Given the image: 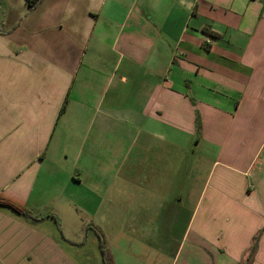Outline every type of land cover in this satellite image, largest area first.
I'll use <instances>...</instances> for the list:
<instances>
[{"label":"crops","instance_id":"1","mask_svg":"<svg viewBox=\"0 0 264 264\" xmlns=\"http://www.w3.org/2000/svg\"><path fill=\"white\" fill-rule=\"evenodd\" d=\"M101 158L114 264H264V0H0V264H103L47 200Z\"/></svg>","mask_w":264,"mask_h":264},{"label":"rangeland","instance_id":"2","mask_svg":"<svg viewBox=\"0 0 264 264\" xmlns=\"http://www.w3.org/2000/svg\"><path fill=\"white\" fill-rule=\"evenodd\" d=\"M122 151V149H121ZM121 156V162L124 164L125 162L129 163V156L124 155V152L120 154ZM188 160V159H187ZM186 160V161H187ZM186 161H184V165H186ZM99 162V161H98ZM60 167L63 170H68V166H66L61 159H59ZM100 166L102 167V174H92V175H86L85 180L82 183L68 185L66 179L64 178V175L59 173L57 175V179L54 180V183H57V185L54 186V189L52 188V192L49 193V196L47 198L48 201H54L55 204L53 213L58 217V221L60 223V228L64 232L65 235H72L75 240H84L85 241V248L88 250L97 248V239L98 237L95 234L94 227H97L95 225L100 226L102 232L110 233L112 231H115V228L117 225V228L119 229H127L130 230L133 228L132 224L133 222L128 219H122V221L118 222L117 212L115 210L116 207L108 206L106 204L102 205H94L93 197L89 196L88 191L86 188L95 187L97 180L101 181L102 183L104 181H108L110 183H119L122 181V174L121 172L126 169V167H121V163L118 160V158L109 163H106L105 160L101 162ZM83 160H81L80 165H83ZM117 172L118 173H111V172ZM126 178V176H125ZM56 181V182H55ZM42 182L43 179H42ZM45 183V182H44ZM42 183V184H44ZM40 184V185H42ZM38 185V188L40 187ZM93 191V190H92ZM97 192V191H96ZM71 195L74 196V198L70 197ZM89 197L90 203H86L84 205L82 203L81 198L79 197ZM74 199V201H73ZM91 199V200H90ZM73 204L75 206L73 207ZM45 207V205H42L41 210H45L46 208L50 207L49 204ZM51 210V209H50ZM166 223V222H165ZM95 224V225H94ZM177 224V223H176ZM153 227V229H159L162 228V225L160 222H154L153 225L150 224V222L144 223L143 226H138L137 228L142 229H149ZM181 226V223L178 222L177 226L173 227L172 230L175 231V233H180L181 229L179 228ZM89 227V228H87ZM171 228V227H170ZM180 229V230H179ZM94 230V231H93ZM99 240V239H98ZM109 247V245H107ZM110 248V247H109Z\"/></svg>","mask_w":264,"mask_h":264},{"label":"trees","instance_id":"3","mask_svg":"<svg viewBox=\"0 0 264 264\" xmlns=\"http://www.w3.org/2000/svg\"><path fill=\"white\" fill-rule=\"evenodd\" d=\"M40 1L41 0H26V3H27L29 8H34L36 5H38V3ZM209 34L211 36H214V37L216 36L214 33L210 32V31H209ZM0 205L8 206L19 214H22L25 216H30L29 211H27L25 208L20 207V206H16L13 203H11L10 201H8L2 197H0ZM94 230H95L97 237L99 239V248H100L103 264H114L113 256H112V253H111L109 247L107 246L104 233L98 227H94ZM240 264H246V263L241 262Z\"/></svg>","mask_w":264,"mask_h":264}]
</instances>
